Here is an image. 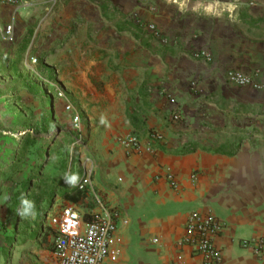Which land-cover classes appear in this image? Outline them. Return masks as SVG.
Listing matches in <instances>:
<instances>
[{
    "label": "crops",
    "instance_id": "1",
    "mask_svg": "<svg viewBox=\"0 0 264 264\" xmlns=\"http://www.w3.org/2000/svg\"><path fill=\"white\" fill-rule=\"evenodd\" d=\"M28 2L0 0V108L18 90L37 88L32 77L40 88L66 92L65 99L52 97L57 121L74 141L89 128L94 165L83 172H93L94 193L120 214L122 242L113 245L108 264H204L179 246L195 211L214 214L224 226L216 240L221 264H264L241 246L264 237V0ZM199 51L212 61L196 59ZM230 71L253 76L261 88L230 83ZM151 130L163 136L154 155L118 143ZM76 174L70 166L62 184L46 182L53 188L43 216L51 243L56 230L48 216L57 203L58 213L97 207L92 194L68 181ZM36 231L31 240L45 237Z\"/></svg>",
    "mask_w": 264,
    "mask_h": 264
},
{
    "label": "rangeland",
    "instance_id": "2",
    "mask_svg": "<svg viewBox=\"0 0 264 264\" xmlns=\"http://www.w3.org/2000/svg\"><path fill=\"white\" fill-rule=\"evenodd\" d=\"M30 80L38 87L18 90L7 106L0 108L4 113L0 115V264H56L51 243L53 236L47 218L43 217L45 210L53 205L48 196L53 188H47L46 182L62 184L68 167H77V175H80L84 168L94 165L93 158L87 153L89 128L85 125L81 135L83 144L73 147L75 141L71 136H65L60 121H57L59 109L52 105V97L62 92L64 98H57L65 99L66 92L43 85L41 89L36 78ZM37 184L41 187H36ZM26 191H29L27 195ZM23 199L35 203L34 218L15 217V210L20 211ZM59 206L57 203L48 220L59 212ZM37 211L43 215L38 217ZM39 227L45 237L39 234L31 240ZM46 244L49 247L44 248Z\"/></svg>",
    "mask_w": 264,
    "mask_h": 264
},
{
    "label": "built area",
    "instance_id": "3",
    "mask_svg": "<svg viewBox=\"0 0 264 264\" xmlns=\"http://www.w3.org/2000/svg\"><path fill=\"white\" fill-rule=\"evenodd\" d=\"M12 6L22 7L29 5L28 0H1ZM148 29L155 31L154 26ZM157 37L160 35L155 31ZM6 36L12 35V27L5 30ZM165 42V40L163 39ZM196 59L212 61V57L205 51L195 53ZM230 83L239 87L252 86L261 88L256 83L253 76L230 71L227 74ZM59 98H64V93L59 92ZM175 103L174 100H171ZM67 112H72L73 107L68 105ZM174 121L180 120V115L173 117ZM73 127L77 132H81V117L74 115L72 119ZM118 143L126 150L136 153L155 154L159 146L163 144V136L157 131L151 130L143 137L139 134H132L118 139ZM83 144V137L78 136L74 146ZM93 172L84 171L77 176L73 188L81 194H92L96 201V209L82 214L75 206H66L60 213L50 217V225L56 230L54 237V256L56 264H108L110 250L114 244L122 241L116 236L120 221L118 211L110 208L96 193L93 188ZM194 179V176L192 177ZM173 189L178 188V183L174 176L167 177ZM123 225H127V220H122ZM222 222L212 213L202 214L200 212L190 213L185 235L179 242V246L190 247L193 254L202 258L204 264H221L223 261L222 251L216 244L217 238L223 232ZM244 249L249 250L260 261H264V237L254 240H244L241 242Z\"/></svg>",
    "mask_w": 264,
    "mask_h": 264
},
{
    "label": "clouds",
    "instance_id": "4",
    "mask_svg": "<svg viewBox=\"0 0 264 264\" xmlns=\"http://www.w3.org/2000/svg\"><path fill=\"white\" fill-rule=\"evenodd\" d=\"M103 122V121H102ZM70 183H75L77 180V176L72 175L71 177L67 178ZM22 218H27L29 216L35 217V203L33 201H29L27 199L22 200V207L18 212Z\"/></svg>",
    "mask_w": 264,
    "mask_h": 264
},
{
    "label": "trees",
    "instance_id": "5",
    "mask_svg": "<svg viewBox=\"0 0 264 264\" xmlns=\"http://www.w3.org/2000/svg\"><path fill=\"white\" fill-rule=\"evenodd\" d=\"M53 121H54V118L53 117H50V122L51 123H53ZM54 130V129H53ZM29 139H31V137H29ZM29 139L26 141V142H29ZM35 181H38V183H40V180H38V179H36ZM36 187H41V185L40 184H37V186ZM25 188H27V187H25ZM44 189H46V187H44ZM28 192L29 191H26V195L28 194ZM68 200H71V201H74V202H78V198L76 197V195H66L65 196ZM17 216H18V210H17V208H16V210H15V217L17 218ZM35 236V235H34ZM5 257L7 256L6 254L4 255Z\"/></svg>",
    "mask_w": 264,
    "mask_h": 264
}]
</instances>
